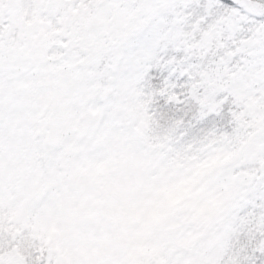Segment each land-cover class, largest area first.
Here are the masks:
<instances>
[{
  "label": "snow or ice",
  "instance_id": "snow-or-ice-1",
  "mask_svg": "<svg viewBox=\"0 0 264 264\" xmlns=\"http://www.w3.org/2000/svg\"><path fill=\"white\" fill-rule=\"evenodd\" d=\"M0 264H264V0H0Z\"/></svg>",
  "mask_w": 264,
  "mask_h": 264
}]
</instances>
